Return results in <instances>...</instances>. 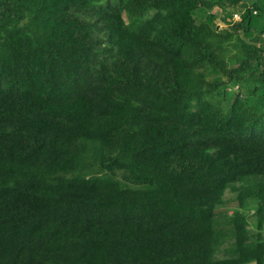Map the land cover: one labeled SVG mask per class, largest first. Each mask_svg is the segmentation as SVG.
<instances>
[{"label": "trees", "instance_id": "16d2710c", "mask_svg": "<svg viewBox=\"0 0 264 264\" xmlns=\"http://www.w3.org/2000/svg\"><path fill=\"white\" fill-rule=\"evenodd\" d=\"M263 229L264 0H0V264H264Z\"/></svg>", "mask_w": 264, "mask_h": 264}, {"label": "rangeland", "instance_id": "374dc122", "mask_svg": "<svg viewBox=\"0 0 264 264\" xmlns=\"http://www.w3.org/2000/svg\"><path fill=\"white\" fill-rule=\"evenodd\" d=\"M213 12H217V13H220V10H219V8H217V6H215L214 8H213ZM236 13H235V18H236ZM216 24H217V27L218 28H221V27H225L226 26V23L224 22V20H222V18H217L216 19ZM233 193H231L230 191H226L225 192V200H226V198H228V197H233ZM226 205V207H228V211H229V213L231 212V210L234 208V206L236 205V202L235 201H227V203L225 204ZM221 209H223V207H221ZM249 213V215H248V222H249V224H250V227L252 228V223H253V215H251V212H252V210H250V211H248ZM263 234H264V229H263ZM249 264H253V263H249Z\"/></svg>", "mask_w": 264, "mask_h": 264}, {"label": "built area", "instance_id": "2783aa9c", "mask_svg": "<svg viewBox=\"0 0 264 264\" xmlns=\"http://www.w3.org/2000/svg\"><path fill=\"white\" fill-rule=\"evenodd\" d=\"M253 12L255 13L256 12V10H253ZM236 18H235V14L233 15V17H234V19H238V17H239V15L236 13Z\"/></svg>", "mask_w": 264, "mask_h": 264}, {"label": "water", "instance_id": "95a60500", "mask_svg": "<svg viewBox=\"0 0 264 264\" xmlns=\"http://www.w3.org/2000/svg\"><path fill=\"white\" fill-rule=\"evenodd\" d=\"M218 28V27H217Z\"/></svg>", "mask_w": 264, "mask_h": 264}]
</instances>
